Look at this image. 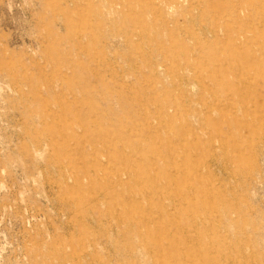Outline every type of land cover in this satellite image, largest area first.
Masks as SVG:
<instances>
[{"label": "rangeland", "instance_id": "obj_1", "mask_svg": "<svg viewBox=\"0 0 264 264\" xmlns=\"http://www.w3.org/2000/svg\"><path fill=\"white\" fill-rule=\"evenodd\" d=\"M0 264H264V0H0Z\"/></svg>", "mask_w": 264, "mask_h": 264}]
</instances>
